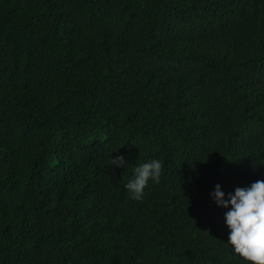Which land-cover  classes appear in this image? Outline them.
<instances>
[{
  "label": "trees",
  "instance_id": "trees-1",
  "mask_svg": "<svg viewBox=\"0 0 264 264\" xmlns=\"http://www.w3.org/2000/svg\"><path fill=\"white\" fill-rule=\"evenodd\" d=\"M0 264H264V0H0Z\"/></svg>",
  "mask_w": 264,
  "mask_h": 264
}]
</instances>
